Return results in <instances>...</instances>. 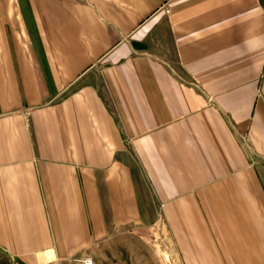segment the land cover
<instances>
[{
  "label": "crops",
  "instance_id": "crops-1",
  "mask_svg": "<svg viewBox=\"0 0 264 264\" xmlns=\"http://www.w3.org/2000/svg\"><path fill=\"white\" fill-rule=\"evenodd\" d=\"M155 221L264 264V0H0V264Z\"/></svg>",
  "mask_w": 264,
  "mask_h": 264
},
{
  "label": "rangeland",
  "instance_id": "rangeland-1",
  "mask_svg": "<svg viewBox=\"0 0 264 264\" xmlns=\"http://www.w3.org/2000/svg\"><path fill=\"white\" fill-rule=\"evenodd\" d=\"M177 251L164 221H155L146 226L118 228L66 264H84L85 257L92 264H182Z\"/></svg>",
  "mask_w": 264,
  "mask_h": 264
},
{
  "label": "built area",
  "instance_id": "built-area-1",
  "mask_svg": "<svg viewBox=\"0 0 264 264\" xmlns=\"http://www.w3.org/2000/svg\"><path fill=\"white\" fill-rule=\"evenodd\" d=\"M84 264H92V261L89 259V257H85V259H83Z\"/></svg>",
  "mask_w": 264,
  "mask_h": 264
}]
</instances>
